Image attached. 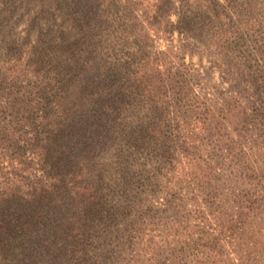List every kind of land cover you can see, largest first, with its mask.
<instances>
[{"label": "trees", "instance_id": "16d2710c", "mask_svg": "<svg viewBox=\"0 0 264 264\" xmlns=\"http://www.w3.org/2000/svg\"><path fill=\"white\" fill-rule=\"evenodd\" d=\"M8 1L0 0L3 37L9 33L3 21L18 15V5L5 8ZM33 3L42 18L51 1ZM257 6L245 3L244 13ZM87 17L75 10L62 19L71 31L61 33L58 46L41 28L32 42L28 35L0 48V264H160L158 245L145 259L147 195L157 192L147 172L151 161L167 172L176 167V253L168 246L176 264H225L226 244L254 264V248L236 233L233 208L255 216L264 200L220 190L222 160L202 148L204 121L188 120L199 108L189 105L175 118L149 82L157 69L145 68L148 52H111L103 59L86 30L100 20L87 24ZM233 30L217 32L211 45L225 48L228 34L240 39L242 29ZM257 39L264 46V34ZM236 71L243 84L238 93L261 132L264 82L251 67ZM259 183L264 190V179ZM212 225L220 232L209 231Z\"/></svg>", "mask_w": 264, "mask_h": 264}, {"label": "rangeland", "instance_id": "374dc122", "mask_svg": "<svg viewBox=\"0 0 264 264\" xmlns=\"http://www.w3.org/2000/svg\"><path fill=\"white\" fill-rule=\"evenodd\" d=\"M35 1L7 2L5 8L18 5V15L3 21L2 29L5 26L9 33L3 37L1 31L0 48L6 42L21 43L28 35L32 42L41 28L52 45L58 46L61 33L69 35L71 31L69 23L63 24L62 19L69 20L75 10L81 18L88 15L87 24L100 20L95 26H86V30L91 31L90 44H100L103 59L111 52L125 54L144 48L148 52L145 68L157 69L150 72L149 82L158 88L162 107L172 111L175 118L177 110L183 112L189 105L202 112L188 120L192 124H196V119L204 121L200 133L202 148H213L220 156L218 160H222L218 171L220 190L229 195L231 191L235 194L249 191L264 200L259 183L264 179V129L259 132L260 126L249 116L251 105L238 93L243 84L236 71L251 67L253 75L264 82V46L257 39V35L264 34V0H214L212 6L207 0H50L48 12L42 18L34 15ZM248 2L258 4V8L246 14L243 5ZM27 6H33L32 14ZM232 28L242 29L240 39L228 34L225 48L211 45V37L217 32ZM95 33L99 36L93 37ZM236 104L238 108L232 107ZM2 112L0 107V116ZM144 113L150 115L147 110ZM260 123L264 125L263 120ZM3 145L0 140V148ZM166 170L158 162L151 161L147 166L157 192L147 195L151 212L146 220L149 252L145 259L153 255L154 246L158 245L160 264H176V254L170 256L168 249L171 246L176 253V167ZM233 212H236L232 217L236 233L244 237L248 247L254 248L252 262L264 264V208L255 216L247 209H243L242 215L236 208ZM206 213L209 219L210 210ZM209 231L220 232L216 225ZM221 238H225L224 231ZM224 248L225 264L246 263L238 259L235 245L226 244Z\"/></svg>", "mask_w": 264, "mask_h": 264}]
</instances>
